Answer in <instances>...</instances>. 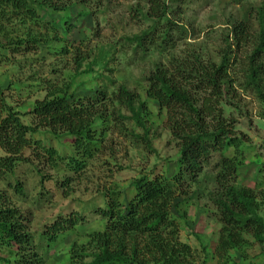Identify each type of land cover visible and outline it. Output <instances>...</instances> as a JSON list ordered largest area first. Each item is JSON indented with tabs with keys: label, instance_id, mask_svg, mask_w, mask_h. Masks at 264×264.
I'll return each instance as SVG.
<instances>
[{
	"label": "rangeland",
	"instance_id": "obj_1",
	"mask_svg": "<svg viewBox=\"0 0 264 264\" xmlns=\"http://www.w3.org/2000/svg\"><path fill=\"white\" fill-rule=\"evenodd\" d=\"M69 1H56L62 7L67 3L64 10L39 8L34 4L41 23L28 22L27 27L49 38L46 43L22 55L3 50L7 59L0 63V87L8 103L21 113L24 123L34 125L36 122L28 112L35 99L44 96L48 79L61 84L74 76L69 89L74 99L89 98L99 89H104L108 95L116 94L123 85L136 95L135 106L139 101L145 102L148 135L146 139L132 136L131 133L143 135L142 129L135 126L129 110L115 103L114 107L126 118L120 123L109 116V126L102 136L99 135L101 120L95 117L91 126L102 138L103 146L94 156L83 160L84 168L79 172L67 170L62 164L51 167L45 158L24 150L29 161H21L8 179L12 183L16 179L22 181L25 196L15 195L5 181L0 182V189L27 215V227L34 238L40 264H71L70 250L74 243L84 244L90 233L103 229L104 220L97 208L105 205L103 194L107 189L120 191L119 198L126 204L133 195L135 178L142 174L150 178L158 174L169 178L179 172V147L170 133L165 111L146 94L147 76L157 66H168L173 57L195 54L203 61L218 64L227 47V36L232 49L229 52L234 69L231 74L236 79L232 87L237 104L222 102L221 106L225 116L233 120L234 133L243 140L236 154L237 183L254 189L257 194L264 189V102L243 85L244 55L251 47L237 50L232 45L231 35L233 24L246 17L250 9V13L254 12L253 7L264 4V0H164L168 6L166 17L181 25V29L171 48L165 51L153 48L146 53H134V44L128 46L127 37L152 27L153 19L147 16V0ZM250 18L254 21L255 16ZM52 25L56 29H51ZM252 28L257 30L255 21ZM56 32L60 40L52 38ZM0 41L5 43L1 33ZM64 45L79 46L84 55L80 65L76 64L74 48L59 54L58 48ZM104 52H107L105 59L111 57L107 68L100 65L101 60L90 64L88 72H82L93 56ZM225 98L233 102L231 95ZM105 104L113 108L107 101ZM101 106L103 103L96 107ZM32 137L40 138L44 145L54 146L60 153L71 151V136L58 138L47 128L40 127ZM3 154L0 147V155ZM222 155L212 153L202 167L198 182L186 190L187 194L177 192L172 199L170 214L177 222V238L190 246L192 264H264V243L254 240L250 233L244 234L246 239L241 247L230 249L224 255L216 253L221 223L207 193L215 187L213 176ZM197 188L203 193L196 192ZM258 199L263 201L259 209L263 214L264 200L259 195ZM73 211L82 215L84 222L55 240H47L42 234L45 226L58 215ZM14 258L13 243L0 239V264H14Z\"/></svg>",
	"mask_w": 264,
	"mask_h": 264
},
{
	"label": "trees",
	"instance_id": "obj_2",
	"mask_svg": "<svg viewBox=\"0 0 264 264\" xmlns=\"http://www.w3.org/2000/svg\"><path fill=\"white\" fill-rule=\"evenodd\" d=\"M56 1L61 0H0V33L5 40V43L0 41V63L7 59L3 50L12 55H22L35 51L40 43L50 40L40 31L27 27V23H41L35 3L39 8H67V3L62 7ZM147 1V16L153 19V25L127 37L128 46L134 44V53L171 48L176 41V33L181 29V25L166 17L168 6L164 0ZM253 8L254 12L250 13V9V15L247 13L246 17L233 24L232 45L237 50L251 47L250 52L247 49L244 55L243 85L264 102V4ZM250 16H255L257 30H253L254 21ZM14 20L18 22L13 23ZM51 29L56 27L52 25ZM52 38L61 39L57 32L52 34ZM226 41L227 47L218 64L203 61L192 54L173 57L168 66H157L149 73L146 94L167 115L170 133L179 147V172L169 178L161 174L152 178L142 174L135 178L133 195L126 204L119 198L120 191L107 189L103 194L105 205L97 208L104 227L90 233L84 244L74 243L70 250L71 264H192L190 246L177 238V222L170 214L171 202L177 192L185 195L186 190L198 182L203 165L215 152H221L223 157L213 176L215 187L207 194L216 206L221 223L216 253L224 255L230 249L241 247L246 239L245 233H250L260 244L264 243V212H259L263 201L258 199L259 195L264 200V189L257 194L254 189L237 183L236 154L243 140L234 133L233 120L225 116L221 106L222 102L237 104L232 87L236 79L231 74L234 69L231 67L233 61H230L229 52L232 49L228 36ZM70 46L75 49L76 64L80 65L83 53L79 46ZM70 48L64 45L58 48V52L65 54ZM106 53L93 56L82 72H88L90 64L101 60L100 65L107 68L111 57L105 59ZM73 77L61 84L46 80L44 96L35 99L28 112L36 122L34 125L22 121L21 113L8 103V97L0 87V147L4 151L0 155V182L5 181L15 195L25 196L23 183L18 179L12 183L8 176L14 173L21 161H29L24 150L45 158L51 167L62 164L67 170L79 172L84 168L83 160L94 156L103 146L99 135H105L111 120L109 116L120 123L126 118L114 107L115 103L129 110L135 126L142 129L143 135L131 133L132 136L147 138L148 109L143 101L135 106L136 95L133 92L120 85L116 94L108 95L104 89H99L89 98L74 99L73 93H69ZM228 95L233 102L231 99L226 101L225 96ZM105 101L113 108H108ZM102 103L103 106L96 107ZM95 117H99L102 124L98 136L91 126ZM40 127L47 128L58 138L71 136V151L60 153L54 146L44 145L40 138H33ZM196 192L203 193L199 188ZM83 218L74 211L65 216L58 215L45 226L42 234L47 240H55L60 234L83 223ZM27 221L24 211L0 189V239L15 246L14 264L41 262Z\"/></svg>",
	"mask_w": 264,
	"mask_h": 264
}]
</instances>
